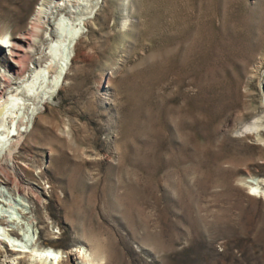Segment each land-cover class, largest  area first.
I'll return each instance as SVG.
<instances>
[{"label": "rangeland", "instance_id": "obj_1", "mask_svg": "<svg viewBox=\"0 0 264 264\" xmlns=\"http://www.w3.org/2000/svg\"><path fill=\"white\" fill-rule=\"evenodd\" d=\"M52 1L0 0L1 36ZM71 4L53 19L81 30L62 85L33 125L49 78L19 87L0 123L2 166L23 119L13 157L40 198L30 223L0 184V264L19 242L63 264H264V0Z\"/></svg>", "mask_w": 264, "mask_h": 264}, {"label": "bare ground", "instance_id": "obj_2", "mask_svg": "<svg viewBox=\"0 0 264 264\" xmlns=\"http://www.w3.org/2000/svg\"><path fill=\"white\" fill-rule=\"evenodd\" d=\"M74 1L77 2V0H58L57 2H48V4L43 2L32 14L29 24L19 33L8 37L1 36L0 34V48L7 54L5 67L8 74L3 78V85L0 89V123L6 117L5 109L18 104V93L14 91H17L19 87L22 90L26 88L32 89L36 85L37 79L49 78L48 89H44L42 91L43 94H38L39 100L34 105L35 108L31 114V123L33 125L36 123L37 118H39L42 105L47 99L52 97L57 87L59 88L62 85V80L70 67L71 59L75 56L76 42H78L81 30L77 26V28L74 27L75 29L71 33L62 36L58 31L62 21L54 23L53 19L56 13L64 10L62 4H71ZM82 24H85L84 19ZM43 33H47L48 37L44 36ZM38 65L42 67V71L36 70V66ZM15 78L18 80H15ZM5 91L7 94H11L12 98H6V94L4 95ZM22 123L23 119L19 118L16 123V133L11 136L13 140L4 152V165L1 166L0 164V184L20 194L21 205L29 207V212L25 213L21 209V213L27 219L26 215L30 214L32 219L29 218L28 222L33 223L34 219H36L34 216V201H40V198L36 191L22 183V171L13 157V150L20 143L24 134L23 131H20L19 127ZM253 127H246V129L252 131ZM4 137L6 138L4 135L0 138V142H7V139L5 141ZM7 137H9V134H7ZM250 190L255 191L259 197L264 198L263 190H258L253 186H250ZM0 195H2L1 192ZM2 220L0 217L1 222H3ZM11 232V234L17 235L16 231L12 230ZM14 246L12 250L4 249L3 255L4 257L9 256L12 258L10 260L16 262V264L23 263L26 256L32 264H63L59 252H55L52 248H44L40 247L37 243L28 244L27 242H19ZM81 254H83V250ZM88 260H90L89 264L94 262L91 258Z\"/></svg>", "mask_w": 264, "mask_h": 264}]
</instances>
